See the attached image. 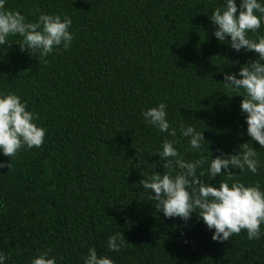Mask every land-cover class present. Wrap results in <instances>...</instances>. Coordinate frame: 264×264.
I'll return each instance as SVG.
<instances>
[{
    "label": "trees",
    "instance_id": "obj_1",
    "mask_svg": "<svg viewBox=\"0 0 264 264\" xmlns=\"http://www.w3.org/2000/svg\"><path fill=\"white\" fill-rule=\"evenodd\" d=\"M221 3L5 0V8L33 22L40 13L69 15L74 33L69 49L43 58L21 51L19 36L0 46V90L26 100L47 130L40 147H23L12 158L0 154V161L11 160L0 168L5 264H30L44 250L56 264H83L90 247L115 264H264V235L249 240L241 230L214 241L195 213L184 221L157 212L139 184L155 168L164 171L155 154L164 139L177 141L182 158L200 157L179 133L183 122L203 132L209 160L221 151L235 154L248 141L261 167L256 174L233 169L232 179L264 188V148L246 135L242 91L222 82V72H237L258 54L237 53L230 39L213 36L209 16ZM259 36L264 23L248 33ZM161 101L175 137L140 115ZM207 167L205 161L197 170L202 181L209 179ZM220 179L231 183L223 173L209 182ZM117 232L123 240L118 252L106 243Z\"/></svg>",
    "mask_w": 264,
    "mask_h": 264
},
{
    "label": "clouds",
    "instance_id": "obj_2",
    "mask_svg": "<svg viewBox=\"0 0 264 264\" xmlns=\"http://www.w3.org/2000/svg\"><path fill=\"white\" fill-rule=\"evenodd\" d=\"M4 2L0 0V46L9 45L10 36H19L20 50L31 55L39 53L41 58L70 48L74 39V33L70 31L71 16L40 13L33 22L20 11L5 8ZM209 19L214 26L212 34L219 42L229 43L230 39L229 47L233 51L258 54L257 58L240 66L237 72H222V82L231 91H242L239 95L242 97L240 111L247 126L246 135L251 137L249 141L258 142L260 148H264V36L255 40L248 38L249 32L255 33L264 23V0H222L220 6L212 10ZM140 115L145 123L160 132L171 137L177 135L176 128L170 127L165 101L142 109ZM37 118L20 95L0 90V154L12 158L23 147H40L45 142L47 130L36 123ZM179 133L187 137L189 147L201 155L187 160L178 153L176 140L164 139L161 142L155 154H158L164 171L158 172L155 168L143 175L139 182L156 211L164 217H179L184 221L195 213L212 232L214 241H227L241 230L246 231L249 240L259 239L264 235L261 227L264 225V188L259 183L246 185L232 179L235 175L233 169L243 171L246 167L251 173H257L261 167L257 149L249 146L247 141L239 145L235 154L221 151L219 155H211L209 160L201 147L205 141L203 132L181 122ZM205 161H208L209 179L202 181L197 170ZM10 165L11 160L0 161V168H9ZM222 173L231 183L224 179L215 184L209 182ZM199 175L204 176L205 172L201 170ZM106 243L109 250L118 252L123 243L121 233L109 235ZM5 261V254L0 252V264H5ZM30 264H56V257L50 256L47 250L40 251ZM83 264L115 262L109 256L98 255L95 247H90L83 257Z\"/></svg>",
    "mask_w": 264,
    "mask_h": 264
}]
</instances>
